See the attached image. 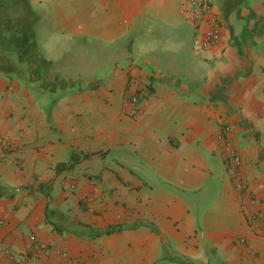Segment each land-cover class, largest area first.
Returning a JSON list of instances; mask_svg holds the SVG:
<instances>
[{"label": "crops", "instance_id": "0c3cea01", "mask_svg": "<svg viewBox=\"0 0 264 264\" xmlns=\"http://www.w3.org/2000/svg\"><path fill=\"white\" fill-rule=\"evenodd\" d=\"M184 1L0 0V264H264V0Z\"/></svg>", "mask_w": 264, "mask_h": 264}, {"label": "built area", "instance_id": "2783aa9c", "mask_svg": "<svg viewBox=\"0 0 264 264\" xmlns=\"http://www.w3.org/2000/svg\"><path fill=\"white\" fill-rule=\"evenodd\" d=\"M181 12L186 15L190 21L195 23L196 31L194 33V45L200 49H209L215 46L219 41V17L216 12L212 9V3L210 0H185L180 8ZM203 19L207 20V26L198 29L200 21ZM230 131L229 126H225L221 132L218 133V137L222 143V148L224 154L231 159V161L236 165L240 163V156L236 149H234L231 145L226 142V134ZM0 148L5 151L10 148L9 142L0 135ZM236 188L242 189V182L239 178H235ZM250 201H253V197H249ZM243 207V206H241ZM31 241L33 243V250L36 253L34 256L36 257L37 253L42 251H47V246L34 238V236H30ZM50 264V263H48Z\"/></svg>", "mask_w": 264, "mask_h": 264}, {"label": "rangeland", "instance_id": "374dc122", "mask_svg": "<svg viewBox=\"0 0 264 264\" xmlns=\"http://www.w3.org/2000/svg\"><path fill=\"white\" fill-rule=\"evenodd\" d=\"M51 22V21H50ZM50 22H49V26L48 25H46V26H44V30L43 31H51V32H49V35L47 36V39L45 40V42L43 43L44 45H46V48H54V53L55 54H57V53H59L60 52V50H61V47L63 46L64 47V44H66L65 42H63V41H58V42H55V37H56V34H57V32L58 31H55L54 29H51L52 28V23L50 24ZM59 32H62V33H64V32H67V31H59ZM56 40H58V39H56ZM57 50H59V52H56ZM103 55V54H102ZM97 58H99V56L97 57ZM102 62L103 63H108V61H107V57H103L102 56ZM97 71L98 72H100V69L99 68H97ZM114 106H116V107H119V102H118V100H115L114 99ZM102 119L104 120V118L102 117ZM97 120V118H95V119H93V120H91V121H93V122H95ZM108 123V125L110 124V121L109 122H107ZM153 179V178H152ZM153 180H155V179H153ZM156 187V186H155Z\"/></svg>", "mask_w": 264, "mask_h": 264}, {"label": "trees", "instance_id": "16d2710c", "mask_svg": "<svg viewBox=\"0 0 264 264\" xmlns=\"http://www.w3.org/2000/svg\"><path fill=\"white\" fill-rule=\"evenodd\" d=\"M72 163H73V161L71 160L69 164H72Z\"/></svg>", "mask_w": 264, "mask_h": 264}]
</instances>
